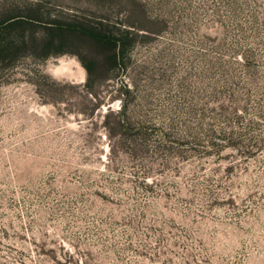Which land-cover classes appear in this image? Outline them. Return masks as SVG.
Masks as SVG:
<instances>
[{
	"label": "rangeland",
	"instance_id": "374dc122",
	"mask_svg": "<svg viewBox=\"0 0 264 264\" xmlns=\"http://www.w3.org/2000/svg\"><path fill=\"white\" fill-rule=\"evenodd\" d=\"M43 1L140 29L0 63V264H264V0Z\"/></svg>",
	"mask_w": 264,
	"mask_h": 264
},
{
	"label": "trees",
	"instance_id": "16d2710c",
	"mask_svg": "<svg viewBox=\"0 0 264 264\" xmlns=\"http://www.w3.org/2000/svg\"><path fill=\"white\" fill-rule=\"evenodd\" d=\"M12 4L13 8L9 7L7 15L0 21V63L3 66L17 64L28 54L41 61L67 53L77 54L66 48L88 41L86 43L97 49L100 56L105 55L107 77L109 73L115 78L122 69L127 68L133 34L140 29L133 23L109 19L91 21L77 13L52 8L43 0H16ZM81 61L89 73L92 62L97 64L96 60H90V63L83 59ZM90 93L97 96L96 91ZM105 116L108 117L109 113ZM103 126L110 131L109 136L116 126L127 132L135 130L133 123H126L122 118L115 120L114 124L106 120Z\"/></svg>",
	"mask_w": 264,
	"mask_h": 264
},
{
	"label": "bare ground",
	"instance_id": "6f19581e",
	"mask_svg": "<svg viewBox=\"0 0 264 264\" xmlns=\"http://www.w3.org/2000/svg\"><path fill=\"white\" fill-rule=\"evenodd\" d=\"M80 78L82 79L83 77H80ZM80 78H79V79H80Z\"/></svg>",
	"mask_w": 264,
	"mask_h": 264
}]
</instances>
